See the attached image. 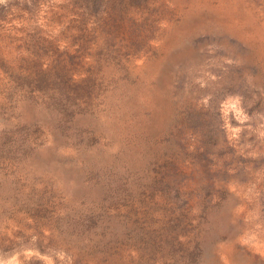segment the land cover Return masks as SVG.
I'll use <instances>...</instances> for the list:
<instances>
[{
	"label": "rangeland",
	"instance_id": "374dc122",
	"mask_svg": "<svg viewBox=\"0 0 264 264\" xmlns=\"http://www.w3.org/2000/svg\"><path fill=\"white\" fill-rule=\"evenodd\" d=\"M0 264H264V0H0Z\"/></svg>",
	"mask_w": 264,
	"mask_h": 264
}]
</instances>
